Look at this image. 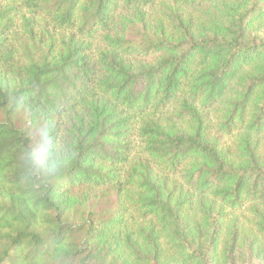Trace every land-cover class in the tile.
I'll return each mask as SVG.
<instances>
[{"label": "trees", "instance_id": "16d2710c", "mask_svg": "<svg viewBox=\"0 0 264 264\" xmlns=\"http://www.w3.org/2000/svg\"><path fill=\"white\" fill-rule=\"evenodd\" d=\"M25 7L26 61L0 7V264H264V0Z\"/></svg>", "mask_w": 264, "mask_h": 264}, {"label": "rangeland", "instance_id": "374dc122", "mask_svg": "<svg viewBox=\"0 0 264 264\" xmlns=\"http://www.w3.org/2000/svg\"><path fill=\"white\" fill-rule=\"evenodd\" d=\"M25 2L26 0H12L8 3H2L0 1V7L1 6H5L6 4H10L16 7V12L11 14L12 17V21L15 25V27L12 29V34H9L8 39L11 42V44L14 47H17L18 49H20V54H19V58L22 61H26L27 56L31 55V56H35V55H39L40 53L36 50L32 48V45L30 43H28L27 41V37L26 35H24V26L22 24V18L24 17L25 19H29L33 17V14L29 11L28 8L25 7ZM144 12L146 13V15L148 16V18H151L152 16L158 15L156 13V10H147L145 9ZM33 23V33L35 34V36L37 38H39L40 36H43V28L45 23L42 19L41 16H37L34 17L32 20ZM57 36L54 35V38H59V34L56 33ZM45 37V36H44ZM21 38V42L19 43L17 41V39ZM45 40V38H44ZM46 41V40H45ZM26 42V47L22 48L21 44ZM104 45H98V48L101 49ZM38 47L40 48V45H38ZM25 49V51L27 52V54H24L25 51L23 50ZM94 56L96 55V53H93ZM166 113H164L165 118L171 119V123H174V114H173V110L169 109L165 111ZM22 117L25 118V116L22 114ZM208 125H209V137L210 139H216L218 141V143L220 144V146L224 149H228L229 152L233 153L236 151L237 147L239 146V142H238V138H239V132H233V134H225V133H221L217 130V119L215 114H210L209 116V120H208ZM35 131V130H34ZM36 134L34 136V140L35 142H38L40 140V136L38 134L37 131H35ZM255 140L259 141V148L263 151L264 150V135L256 138ZM62 148V147H61ZM60 148V149H61ZM44 156V152H40L39 151V157L42 158ZM236 218L238 224L242 225L244 228H248L249 223L254 221V216L251 214V212L249 211L248 206H244L241 210L237 211L236 213H234L233 216H230L229 219H234Z\"/></svg>", "mask_w": 264, "mask_h": 264}]
</instances>
